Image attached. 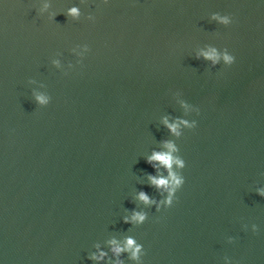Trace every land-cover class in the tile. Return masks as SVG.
Masks as SVG:
<instances>
[{"label": "water", "instance_id": "1", "mask_svg": "<svg viewBox=\"0 0 264 264\" xmlns=\"http://www.w3.org/2000/svg\"><path fill=\"white\" fill-rule=\"evenodd\" d=\"M0 264H264V0H0Z\"/></svg>", "mask_w": 264, "mask_h": 264}, {"label": "clouds", "instance_id": "2", "mask_svg": "<svg viewBox=\"0 0 264 264\" xmlns=\"http://www.w3.org/2000/svg\"><path fill=\"white\" fill-rule=\"evenodd\" d=\"M69 15L77 17V16H79V10L76 9V8H72L70 10V12H69ZM222 22L223 23H228V20L224 19ZM203 56H204L205 59L211 60L214 64L217 63L218 60H219V57L217 56V54H216L214 49L211 50L210 52L203 53ZM197 58L199 59V57H197ZM224 60L228 64L233 63V58L231 56L225 55L224 56ZM38 99L40 100V103H42V104L46 102L43 97H38ZM185 107H187V106L185 105ZM164 123L167 125L169 130L176 136L180 135V132L178 131L179 124H185L186 127L190 128L192 130L196 129L197 126H198L196 123L188 124V122L184 121V120H180V121H178L175 124L168 123V121L165 120ZM165 147H167L169 149V152H167V153L154 152L152 154V156L148 158L147 162L149 164H153L154 162H159L160 164H162L163 166H165L166 168L169 169V175L171 177V184L173 185V187L170 188L169 199H168L167 203H168L169 206H171L172 205V195L175 194L178 189H182V187L185 184V178L177 176L175 173H173L171 171L172 166L175 164V165L183 168L185 165H184V162L181 159L173 157L172 153L177 151V149H176L174 144L169 142V143L165 144ZM150 180H151V183L153 185H155L156 187H158V188H160V187H165V188L169 187V180L168 179H164V178H159L158 179L156 177H150ZM139 199L141 201H143L145 204L152 203V201L149 199L148 195L146 193H144V192H140ZM145 218H146L145 215H142L140 213H136V214L133 215L132 221L133 222L143 223L145 221ZM115 243L116 242L113 241V244H115ZM134 243L135 242L132 239H128V241H127L128 250H130V251L132 250V247L134 246ZM123 250L124 249H121L120 247H115L113 249V251L117 255H119V253L121 251H123ZM139 251H140V249H139V247H137L135 249V251L132 253L133 259L137 258Z\"/></svg>", "mask_w": 264, "mask_h": 264}]
</instances>
